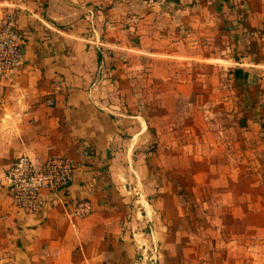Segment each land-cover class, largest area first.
I'll list each match as a JSON object with an SVG mask.
<instances>
[{
	"label": "crops",
	"instance_id": "crops-1",
	"mask_svg": "<svg viewBox=\"0 0 264 264\" xmlns=\"http://www.w3.org/2000/svg\"><path fill=\"white\" fill-rule=\"evenodd\" d=\"M11 2L22 63L0 82V264H140L136 243L147 240L148 227L147 212H138L144 203L155 214L149 226L160 248L158 264H264L261 122L245 114L241 126L235 122L238 129L229 127L221 140L207 130L200 145L177 129L171 139L159 135L150 151L149 122L132 102L133 64L149 57L184 72L174 97L189 98L190 112L197 97L212 96L222 76L227 94L240 93L241 83L229 73L235 68L249 73L243 86L261 85L264 0ZM4 4L0 0V18ZM200 35L213 47L202 57ZM158 73L166 80L174 72ZM208 105L241 110L239 103ZM179 108L176 101L174 111ZM185 122L192 130L194 120ZM20 155L75 162L71 186L57 196L42 193L40 212L26 214L11 203L6 175ZM188 158L205 164L193 161L189 168L181 163ZM157 168L212 179L191 184L204 198L196 194L188 207ZM82 199L92 212L76 218L70 208ZM202 204L205 219L199 220Z\"/></svg>",
	"mask_w": 264,
	"mask_h": 264
},
{
	"label": "rangeland",
	"instance_id": "rangeland-1",
	"mask_svg": "<svg viewBox=\"0 0 264 264\" xmlns=\"http://www.w3.org/2000/svg\"><path fill=\"white\" fill-rule=\"evenodd\" d=\"M195 37V36H194ZM206 35H200L198 38V45L196 50L198 53V57L206 56L209 53L213 52V47L208 42V39H206ZM243 50V48H241ZM251 52H254V48L251 47L249 49ZM195 51V49H194ZM242 53V52H241ZM242 55V54H241ZM156 60V61H155ZM163 60V59H161ZM157 57H149L147 61L145 62H138L136 64L134 62L133 65H135L134 72V78H133V85H134V91L135 94L133 95L134 100H132L134 106L138 110L137 112H142L145 115L146 121L149 122V135L151 136V143L149 145L150 151H156L157 149V142L159 135H167L168 138H173L174 135H176L177 129H183L181 134L185 135L186 137L192 134L196 138V142H193L192 144H198L199 137H204L205 132L208 130V133H211L215 137V140H220L223 138L224 134L227 136V131L229 127H235V129H238L235 122H237L241 126V121L244 118V115H250L252 118L258 119L262 124V129L264 130V80L261 82V85L256 86H243L241 84V92L238 93L237 91H234L233 94H227L225 91L229 89V83L226 81L225 77L222 76L223 81H219L217 83V89L212 94L211 97L209 95L206 98H203V96L197 97L195 99L194 104V110L192 112L188 111V106L191 100L189 98H182L179 99V97H174L176 90V84L179 83V78L184 75V72H176L174 71V66H166L165 64H162L158 62ZM158 69L166 70L167 72H174L169 75V79L164 80L163 78L159 79V73ZM181 69V68H180ZM178 69V70H180ZM145 74L144 77L141 76V74ZM177 76V77H176ZM264 77V74H263ZM169 91L170 94H165V91ZM236 92L238 93L236 95ZM240 95V96H239ZM209 97V98H208ZM176 101L181 103V108L177 109V111H174V106L176 105ZM194 102V101H193ZM224 102H230V104H240L241 110L235 111V110H219L211 109V107L208 104H214L216 106L217 104H223ZM183 105L186 106V112L187 115L184 112ZM170 107V108H169ZM261 111V112H259ZM194 114V116H190ZM189 117L194 120L195 125L192 130L186 129V124H189L190 122H185L186 118L189 119ZM194 117V118H193ZM180 123H182L180 125ZM208 125V126H207ZM177 126L179 128H177ZM181 127V128H180ZM188 130V131H187ZM237 130H234L236 132ZM243 132L241 131V134ZM198 142V143H197ZM249 147V146H248ZM249 149H252L249 147ZM250 155V154H249ZM193 161H198L204 165L205 163L203 160L195 159ZM192 160H186L183 159L181 163L184 165L186 164L187 167H195ZM200 165V164H198ZM201 165V166H202ZM261 165V164H260ZM264 165V163L262 164ZM161 174L164 173V177L167 179L168 182H171L172 185L176 187L177 195H180L184 202L187 204V206H190V203L195 200L196 194L203 195L204 194L201 191L194 192L193 190H190L191 184L195 183L196 180H198V183L202 184L207 179H212V175L210 176H204V175H193L190 174H183V175H174L171 172L166 171L162 172L160 168L156 169ZM213 180L221 182V176L214 175ZM261 177H264V172ZM251 178V176H250ZM244 175H241V182H248L246 181ZM252 181V180H250ZM199 195V196H200ZM140 204H138V207ZM198 218L199 220L205 219L203 213H205L204 205H198V209L200 208ZM141 211L147 212L148 217L151 222H148L149 224L154 221L155 214L153 213L150 206H147L146 203H144L142 209L139 208L138 212ZM190 225L189 221L187 220L185 223V226L183 227V235L185 232L189 234L188 226ZM173 225H171L172 227ZM148 227H144L147 231V239L149 240L148 245H151V241L148 236ZM144 231V229H143ZM173 241L176 237V234L173 236Z\"/></svg>",
	"mask_w": 264,
	"mask_h": 264
},
{
	"label": "built area",
	"instance_id": "built-area-1",
	"mask_svg": "<svg viewBox=\"0 0 264 264\" xmlns=\"http://www.w3.org/2000/svg\"><path fill=\"white\" fill-rule=\"evenodd\" d=\"M2 2L5 4L0 18V82L9 80L22 63V41L15 26L14 4L11 0ZM46 103L53 105V98H47ZM75 171L74 160L65 156H49L43 160L32 159L27 155L16 157L6 175L12 205L26 214L40 212L44 204L42 193L57 196L66 191L73 182ZM91 212L92 205L87 199L75 201L70 208V214L76 218H85ZM140 214L145 215L144 212ZM146 220L151 222L149 217ZM148 236L151 245H148V239L136 243L140 253L139 262L158 264L160 248L155 240V231L150 226Z\"/></svg>",
	"mask_w": 264,
	"mask_h": 264
},
{
	"label": "trees",
	"instance_id": "trees-1",
	"mask_svg": "<svg viewBox=\"0 0 264 264\" xmlns=\"http://www.w3.org/2000/svg\"><path fill=\"white\" fill-rule=\"evenodd\" d=\"M230 74H232L233 78L241 84H247L248 75L249 73L247 71H244L239 68H235L233 70L229 71Z\"/></svg>",
	"mask_w": 264,
	"mask_h": 264
}]
</instances>
